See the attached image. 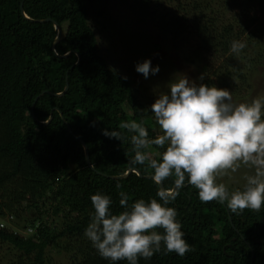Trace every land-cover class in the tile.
<instances>
[{"label":"trees","instance_id":"trees-1","mask_svg":"<svg viewBox=\"0 0 264 264\" xmlns=\"http://www.w3.org/2000/svg\"><path fill=\"white\" fill-rule=\"evenodd\" d=\"M219 1L233 3L238 10L234 18L225 19L214 8ZM173 3V8L166 6ZM134 4L173 40L186 33L196 39L187 61L202 65L205 84L241 88L264 71V32L252 28L257 10L264 17V0ZM88 11L87 0H0V244L7 246L0 264H55L51 252L65 254L67 264H109L83 235L93 212L90 195L108 194L114 213L122 211L121 191L128 194L129 204L159 199L161 186L149 177L147 161L132 162V133L119 125L142 121L149 138L162 132L133 81L101 54ZM55 22L62 36L54 45ZM232 40L246 44L239 55L230 52ZM67 83V92L55 95ZM102 129L120 132L121 140L103 135ZM142 151L158 160L164 148L152 145ZM129 169L138 172L110 177ZM174 180V175L166 178L164 188L173 187ZM168 206L176 209L191 250L181 257L165 253L162 245L160 253L140 258L139 264H264V206L234 213L225 203L202 202L187 179Z\"/></svg>","mask_w":264,"mask_h":264},{"label":"clouds","instance_id":"clouds-1","mask_svg":"<svg viewBox=\"0 0 264 264\" xmlns=\"http://www.w3.org/2000/svg\"><path fill=\"white\" fill-rule=\"evenodd\" d=\"M245 47L241 40L230 42V52L235 55ZM134 70L147 79L160 69L152 65L151 58H144L134 64ZM198 79L203 81L204 75ZM167 88L149 106L162 134L149 138L142 121H122L119 125L132 133V162L143 165L147 161L152 181L161 186L156 192L159 199L139 198L129 204L128 194L121 191L122 211L114 213L108 194L97 191L89 197L93 212L83 235L109 264L122 260L139 264L140 258L150 260L160 253L162 245L165 253L181 257L191 250L176 209L168 206L185 179L197 189L202 202L225 203L234 213L246 208L258 211L264 206V96L234 103L229 89L196 83L186 75L175 76ZM102 133L121 140L118 131L102 129ZM152 145L164 148L158 160L149 159L142 151ZM241 165L252 170L242 188L229 191L217 182L218 176L236 172ZM172 175L173 187L164 188L163 181Z\"/></svg>","mask_w":264,"mask_h":264},{"label":"rangeland","instance_id":"rangeland-1","mask_svg":"<svg viewBox=\"0 0 264 264\" xmlns=\"http://www.w3.org/2000/svg\"><path fill=\"white\" fill-rule=\"evenodd\" d=\"M135 1L87 0L89 22L95 31L100 52L108 61V65L131 79L137 96L150 105L159 93L168 91L167 84L175 76L179 78L186 75L196 83H204L205 76L203 81L198 79L203 74L202 65L187 61L197 48L196 39L186 33L183 38L173 40L171 36L163 33L164 31L157 23L141 15L140 9L134 6ZM166 6L173 8L174 3L166 4ZM214 8L225 19L234 18L238 11L233 3L223 5V1H219ZM262 14L261 9L257 10L255 16L258 21L252 28L258 26V29L264 32ZM262 40L264 41V34ZM249 53L250 51H247V54ZM144 58H151L152 65H159L160 69L157 74H150L147 79L134 70V64ZM223 60L224 58L219 62ZM237 60L240 58L237 57L233 64H238ZM227 89L232 92L234 103H249L254 97L264 96V71L259 72L254 79L241 88L230 86ZM251 173L250 168L241 165L236 172L218 176L217 182L224 183L229 189L242 188L245 176ZM31 215L34 216V213ZM6 249L7 246L0 244V257ZM50 251L51 249H48V252ZM51 256L54 257L55 264L68 262L65 254L51 252Z\"/></svg>","mask_w":264,"mask_h":264},{"label":"water","instance_id":"water-1","mask_svg":"<svg viewBox=\"0 0 264 264\" xmlns=\"http://www.w3.org/2000/svg\"><path fill=\"white\" fill-rule=\"evenodd\" d=\"M21 10H22V12L24 13L23 6H21ZM45 21H51V19L48 18V19H46ZM55 26H56V28H57V30H58V35H57V38H56V41H55L54 45H55V44L61 39V36H62V29H61V27H60L56 22H55ZM69 54H70V52L67 53L65 56H68ZM79 62H80V57H79V60H78L77 64H79ZM68 88H69V85H68V83H67V84H66V88H65V90H64L63 92L58 93V94H55V95H57V96H62V95H64V94L67 92ZM45 93H47V92H43L41 95H43V94H45ZM41 95H40V96H41ZM40 96H38V98H39ZM38 98H36V100H35V102L33 103V106H32V115H33L34 117H35V113H34L33 108H34V105H35V103L37 102ZM50 119H51V117H50ZM50 119H49L47 122H45L44 124H48L49 121H50ZM84 148H85V153H86V161H87V164L90 165V166H92V165H91V161H90V155H89L88 148H87L85 145H84ZM132 171H136V172H138L136 169H129L128 172H127L125 175H122V176H110V177H111V178H124V177L128 176V175L130 174V172H132ZM149 177H151V176H149ZM162 186H163V183H162ZM163 187H164V186H163ZM230 219H231V218H230ZM253 258H254V256L252 257V262H253Z\"/></svg>","mask_w":264,"mask_h":264},{"label":"built area","instance_id":"built-area-1","mask_svg":"<svg viewBox=\"0 0 264 264\" xmlns=\"http://www.w3.org/2000/svg\"><path fill=\"white\" fill-rule=\"evenodd\" d=\"M2 227H4V224L2 223V224H0V228H2Z\"/></svg>","mask_w":264,"mask_h":264}]
</instances>
